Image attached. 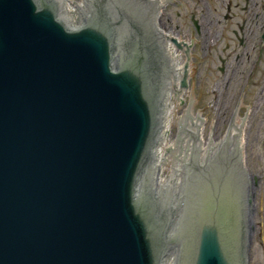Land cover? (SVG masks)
I'll return each instance as SVG.
<instances>
[{
    "label": "water",
    "instance_id": "obj_1",
    "mask_svg": "<svg viewBox=\"0 0 264 264\" xmlns=\"http://www.w3.org/2000/svg\"><path fill=\"white\" fill-rule=\"evenodd\" d=\"M81 1L0 0V264H248L255 102L236 87L213 135L214 99L202 137L193 39L159 26L165 53L152 13L122 0L73 26Z\"/></svg>",
    "mask_w": 264,
    "mask_h": 264
},
{
    "label": "rangeland",
    "instance_id": "obj_2",
    "mask_svg": "<svg viewBox=\"0 0 264 264\" xmlns=\"http://www.w3.org/2000/svg\"><path fill=\"white\" fill-rule=\"evenodd\" d=\"M208 16L210 20H217V10L211 8ZM157 20L160 26L181 25L173 18L171 10ZM211 23L202 25L205 36L192 38L194 54L192 52L190 85L206 122L211 121L213 100L219 103L213 119L219 122L215 123L213 135L223 134L236 87L240 89L238 101L250 107L251 101L255 102V108L249 110L244 152L246 167L254 174L258 201H263L261 208H253V226H256V221H262L264 212V41L254 36L246 41L245 48H241L239 40L230 33L228 39L215 37L212 43L209 33L214 32L216 26ZM232 25L233 28L237 26L233 21ZM205 132L206 124L204 138ZM258 224L262 228V241L253 228L248 264H264V222Z\"/></svg>",
    "mask_w": 264,
    "mask_h": 264
},
{
    "label": "flooded vegetation",
    "instance_id": "obj_3",
    "mask_svg": "<svg viewBox=\"0 0 264 264\" xmlns=\"http://www.w3.org/2000/svg\"><path fill=\"white\" fill-rule=\"evenodd\" d=\"M122 1L129 6L137 5L138 7L148 8L152 11L156 10V12L161 10L160 16L164 15L167 10H171L173 18L178 19L177 23L181 24L178 30H181L185 37L188 36L189 38H193L194 36H205V33L202 32V25H208L212 21L211 24L216 26L215 31L209 33L210 38H212V43L215 42V37L228 39L230 33L234 35L236 40H239L241 48H245L246 41H250L254 36L264 40V0ZM102 2L109 5L113 3L112 0H102ZM211 8L217 10V20L209 19L208 14ZM204 10L209 11L204 12ZM232 21L237 25L236 28H233ZM187 23L190 24L186 25ZM187 27L188 30L186 29ZM155 35L157 38L162 37L159 32H155ZM248 229L251 238L250 227H248Z\"/></svg>",
    "mask_w": 264,
    "mask_h": 264
},
{
    "label": "bare ground",
    "instance_id": "obj_4",
    "mask_svg": "<svg viewBox=\"0 0 264 264\" xmlns=\"http://www.w3.org/2000/svg\"><path fill=\"white\" fill-rule=\"evenodd\" d=\"M192 50H193V45L189 48V58H190V67H191V75L189 76L188 78V84H190V78L191 76L193 75V67H192ZM202 115V114H201ZM202 118H203V122H202V127H201V131H200V135L202 137H204V131H205V124H206V120L204 119L203 115H202ZM246 145H247V140L245 141V148H246ZM245 151V149H244ZM243 164L245 165L246 164V159H245V152H244V156H243ZM252 232V231H251Z\"/></svg>",
    "mask_w": 264,
    "mask_h": 264
}]
</instances>
